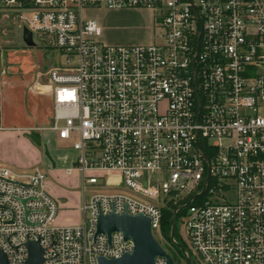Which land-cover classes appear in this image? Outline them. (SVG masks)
<instances>
[{"label":"built area","instance_id":"built-area-1","mask_svg":"<svg viewBox=\"0 0 264 264\" xmlns=\"http://www.w3.org/2000/svg\"><path fill=\"white\" fill-rule=\"evenodd\" d=\"M0 8L59 55L47 73L45 130L71 142L63 173H79L82 193L81 222L58 227L46 175L0 167L8 264H25L28 242L43 264L118 259L133 244L120 233L95 236L98 217L142 215L161 240L165 210L181 223L185 260L264 264V0H0ZM96 10L149 12L151 42L102 44L98 23L84 19Z\"/></svg>","mask_w":264,"mask_h":264},{"label":"rangeland","instance_id":"rangeland-1","mask_svg":"<svg viewBox=\"0 0 264 264\" xmlns=\"http://www.w3.org/2000/svg\"><path fill=\"white\" fill-rule=\"evenodd\" d=\"M4 12L2 39L5 49L12 50L7 63L13 68L11 73L18 78L17 82H28L37 73H44L55 62L60 61L57 51L51 46V42L46 38L37 36V34L32 35L34 47L26 46L23 42V32L17 13L6 10ZM108 12L113 13V11ZM112 13L107 15L105 10H96L87 12L84 15V19L103 20L102 24L100 22L102 28L100 41L102 44L138 46L151 42L152 31L150 27L152 22L149 12L129 10L127 13L130 15L121 17ZM100 15H103V17H100ZM48 110V104L40 102L38 108L34 107L31 111L26 109V116L15 119L14 125L29 128L34 125L33 117L35 115H37L36 117H43L48 113ZM40 130L41 133L35 130L23 132V134H19L21 137H15L16 141L13 142L8 140L0 142V167L18 175H29L35 170L44 173L46 184L49 187V195L55 200L58 207L54 225L58 227L78 225L82 220L80 211L82 205L81 176L77 172H73L70 176L63 173L64 168L70 166V162L75 155L74 152L70 151L71 142L57 140L55 136L52 137V132ZM42 138L48 139V141L43 143ZM53 138L56 139L55 143ZM34 141L40 145L37 146ZM20 142L23 144H20ZM5 157L8 158L7 161ZM56 157H59V160L54 162ZM88 189L85 193V202L91 196V189ZM180 225L181 223L177 219L174 232L176 230V239L179 240H181ZM157 240L168 254L173 253L180 260V264H185L172 247V242L163 240V238ZM176 242L178 244V241Z\"/></svg>","mask_w":264,"mask_h":264},{"label":"crops","instance_id":"crops-1","mask_svg":"<svg viewBox=\"0 0 264 264\" xmlns=\"http://www.w3.org/2000/svg\"><path fill=\"white\" fill-rule=\"evenodd\" d=\"M105 12L107 15H109V13H112L108 12L107 10H105ZM4 13V10L0 8V91L2 125V130L0 131V142H5V140L13 142L16 141V138L21 137V135L19 134H23V132L35 130L38 132L40 131L41 133L40 129L45 130L46 128H48L52 116V102L51 95L47 92V73L49 69L44 73H37L33 79H30L25 83L17 82L18 78L12 75L11 70L13 68L7 63V59L12 50L5 49L2 39V26L5 18ZM112 14L119 17L123 15H130L127 13V11H113ZM103 15H100V17H103ZM94 20L101 28L103 20ZM40 102H45L48 104L49 110L47 114H45L43 117H36L37 115H33L34 125H31V127L29 128L16 127L14 125L15 119H21L23 118V116H26V109L31 111L32 109H34V107L38 108V104ZM52 137H54L53 134ZM46 141H48V139L42 138L43 143H45ZM53 141L55 143L56 139L53 138ZM20 144L23 143L20 142ZM74 157L75 155L73 156V158ZM7 160L8 158H6V161ZM56 160H59V157H56L54 159V162H56Z\"/></svg>","mask_w":264,"mask_h":264},{"label":"water","instance_id":"water-1","mask_svg":"<svg viewBox=\"0 0 264 264\" xmlns=\"http://www.w3.org/2000/svg\"><path fill=\"white\" fill-rule=\"evenodd\" d=\"M23 42L28 47H34L32 34L22 29ZM24 203V202H23ZM175 214L172 217L170 239L174 237ZM112 233H120L125 241L133 244V251L118 259L106 260L98 258L97 264H155L156 258H163L166 264H175L171 256L162 248L151 231L150 220L142 215L129 216L127 214L107 216L100 215L96 223L97 235H106L108 238ZM178 250L185 254L183 247L175 245ZM27 259L25 264H43V250L37 242L25 244ZM193 264L190 258H187ZM0 264H8L6 255L0 250Z\"/></svg>","mask_w":264,"mask_h":264},{"label":"trees","instance_id":"trees-1","mask_svg":"<svg viewBox=\"0 0 264 264\" xmlns=\"http://www.w3.org/2000/svg\"><path fill=\"white\" fill-rule=\"evenodd\" d=\"M34 143L39 146L40 144L36 141ZM173 210L175 209V206H172ZM171 223H172V211L165 210L162 215V220H161V225H160V234L163 240H166L168 242L170 241V232H171ZM174 239L178 241V243L185 249L186 247L180 240L177 238L176 239V230L174 232ZM172 247L175 249V251L178 253V256L181 260L184 261L185 264H189L187 260L183 257L182 253L180 250H178L175 245H172ZM172 260L174 261L175 264H180V260L178 259L177 256H175L173 253L170 255Z\"/></svg>","mask_w":264,"mask_h":264}]
</instances>
